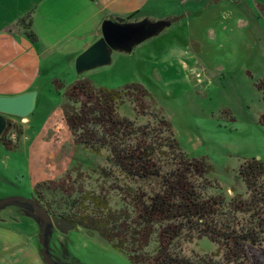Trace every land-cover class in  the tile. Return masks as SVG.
I'll return each mask as SVG.
<instances>
[{"label": "rangeland", "instance_id": "rangeland-1", "mask_svg": "<svg viewBox=\"0 0 264 264\" xmlns=\"http://www.w3.org/2000/svg\"><path fill=\"white\" fill-rule=\"evenodd\" d=\"M199 4L201 12L187 20L178 18L181 24L176 29L164 26L157 36L135 45L131 54L115 51L109 65L81 76L91 78L88 80L97 88L118 90L136 83L153 94L156 103L146 100L143 113L125 98L118 106V116L137 127L156 128V113L164 115L182 152L211 166L206 179L212 185L202 197L221 195L227 205L236 195L248 197L238 177L239 166L251 159L264 163V125L259 123L264 101L256 88L264 80V0H199ZM139 48L148 63L137 55ZM163 49L182 60L187 70L155 61ZM56 61L51 60V75L62 77L66 64H54ZM47 81L43 74L40 91L45 96L51 87V97L43 107L44 96H40L33 115L26 117L34 118L33 123L22 124V118L8 117L20 126L22 134L12 141V150L0 143V201L14 196L35 199V187L45 183L49 189L42 195L41 206L47 204L56 213L92 216L95 211L86 198L105 195L111 211L133 215L129 196L136 191L134 181L116 170L107 149L95 152L74 143L63 110L79 105L70 104L64 89L54 87L56 79ZM6 206L0 205V211ZM9 206L32 218L41 229L42 222L33 215L30 204L18 201ZM56 230L50 222L43 231L44 246L55 264H67L61 255L65 248L71 264H131L95 231L73 227L59 238ZM154 247L152 242L147 250L152 252ZM174 249L191 259L210 255L223 263L224 250L207 238L189 241L183 236ZM260 250L264 251V245Z\"/></svg>", "mask_w": 264, "mask_h": 264}, {"label": "trees", "instance_id": "trees-1", "mask_svg": "<svg viewBox=\"0 0 264 264\" xmlns=\"http://www.w3.org/2000/svg\"><path fill=\"white\" fill-rule=\"evenodd\" d=\"M115 22L129 24L122 19ZM27 23L20 28L34 43L37 38ZM143 23L160 27L165 21ZM53 83L57 90L64 89L63 95L70 104L79 105L77 109L71 106L69 111L63 108L74 143L93 151L107 149L112 165L124 178L134 181L136 191L129 196L133 215L111 211L105 195L86 198L95 211L92 216L84 212L56 213L51 206L46 204L44 208L41 204L48 215L78 229L97 232L114 249L124 253L131 264H264V251L260 250L264 245L262 161L251 159L239 166L238 177L247 190L246 199L236 195L225 205L221 195L203 198L202 193L212 185L206 179L211 166L182 152L164 115L156 113V128L137 127L118 116V106L125 98L135 103L139 113L146 109V100L155 102L142 85L134 83L114 90L97 88L88 79L66 87L57 80ZM256 88L262 92L264 101V80ZM259 123L264 125V113ZM12 127L9 121L6 132ZM6 132L0 143L12 150L15 145L7 141ZM21 133L19 129L18 135ZM48 189V184H38L34 192L42 198ZM16 200L19 198L5 201ZM183 236L189 241L207 238L218 245L224 250L223 263L210 255L196 260L176 252L175 244ZM152 242L155 247L150 252L147 249Z\"/></svg>", "mask_w": 264, "mask_h": 264}, {"label": "crops", "instance_id": "crops-1", "mask_svg": "<svg viewBox=\"0 0 264 264\" xmlns=\"http://www.w3.org/2000/svg\"><path fill=\"white\" fill-rule=\"evenodd\" d=\"M201 10L199 0H0V96L35 92L37 107L40 96H44L40 91L43 74L47 75L50 83L56 79L64 87L78 80H91L81 76L84 73L77 74L75 67L73 73L72 66L82 52L101 38L102 24L106 20L122 19L136 25H147L143 23L146 21H165L154 34L157 36L162 27L176 29L181 24L178 18L187 20ZM23 20L30 24L29 30L36 36V42H31L20 28ZM153 43L159 47V42ZM134 46L129 51H115L131 54ZM141 50L139 48L137 55L146 63L149 58L142 56ZM115 51L111 53V62ZM52 59L57 60L54 64H66L62 77L51 75ZM155 59L169 67L181 65L186 70L188 68L182 60L170 57L164 49ZM47 90L43 107L51 97V87ZM33 119L22 118L21 122L33 123ZM17 127L21 130L20 126L13 124L8 133L14 130L19 138ZM9 204L0 211V264H45L40 254L39 225L23 212H13L15 208ZM56 231L61 238L64 233ZM61 251L64 263L71 264L68 248Z\"/></svg>", "mask_w": 264, "mask_h": 264}, {"label": "water", "instance_id": "water-1", "mask_svg": "<svg viewBox=\"0 0 264 264\" xmlns=\"http://www.w3.org/2000/svg\"><path fill=\"white\" fill-rule=\"evenodd\" d=\"M101 31V38L76 58L74 67L77 74H82L95 68L109 65L111 63L112 51H129L134 45H137L146 38L156 34L159 31V27L143 24H120L114 20H106L102 24ZM32 97L34 99V105L31 111L26 113L25 110L30 104ZM35 102V92L13 97L0 96V139L8 128L10 121L8 117L14 116L26 118L33 111ZM6 201H0V205L11 203ZM16 201H25L33 207L36 218L42 222L40 229L41 257L45 264H55L44 246V227L51 222L54 225V228L65 233L67 230H71L73 225L60 218L50 217L47 212L32 199L23 200L19 198V200Z\"/></svg>", "mask_w": 264, "mask_h": 264}, {"label": "built area", "instance_id": "built-area-1", "mask_svg": "<svg viewBox=\"0 0 264 264\" xmlns=\"http://www.w3.org/2000/svg\"><path fill=\"white\" fill-rule=\"evenodd\" d=\"M10 132L11 133L6 134L5 136L7 137V139L9 141L12 142L13 140H16L17 139V134H16V132L14 130H11Z\"/></svg>", "mask_w": 264, "mask_h": 264}, {"label": "bare ground", "instance_id": "bare-ground-1", "mask_svg": "<svg viewBox=\"0 0 264 264\" xmlns=\"http://www.w3.org/2000/svg\"><path fill=\"white\" fill-rule=\"evenodd\" d=\"M33 105H34V99H33V97H32V98H31V101H30V104L27 106L25 112H26V113L30 112L31 109H32V107H33Z\"/></svg>", "mask_w": 264, "mask_h": 264}, {"label": "flooded vegetation", "instance_id": "flooded-vegetation-1", "mask_svg": "<svg viewBox=\"0 0 264 264\" xmlns=\"http://www.w3.org/2000/svg\"><path fill=\"white\" fill-rule=\"evenodd\" d=\"M7 141H9V140H7ZM32 200H34L37 204H39V205H41V202H43L42 200H41V198L39 199L38 198V196H36L35 197V199H32ZM44 203V202H43Z\"/></svg>", "mask_w": 264, "mask_h": 264}]
</instances>
